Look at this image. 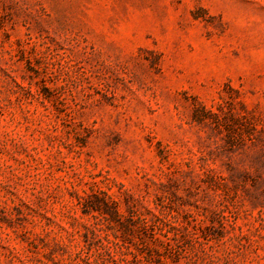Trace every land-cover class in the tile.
Here are the masks:
<instances>
[{"label": "rangeland", "instance_id": "1", "mask_svg": "<svg viewBox=\"0 0 264 264\" xmlns=\"http://www.w3.org/2000/svg\"><path fill=\"white\" fill-rule=\"evenodd\" d=\"M0 264H264V0H0Z\"/></svg>", "mask_w": 264, "mask_h": 264}]
</instances>
